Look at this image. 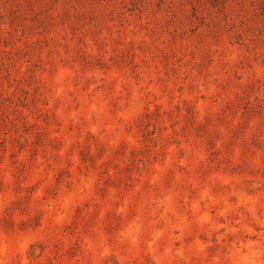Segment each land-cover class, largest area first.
I'll return each instance as SVG.
<instances>
[{
	"label": "rangeland",
	"instance_id": "obj_1",
	"mask_svg": "<svg viewBox=\"0 0 264 264\" xmlns=\"http://www.w3.org/2000/svg\"><path fill=\"white\" fill-rule=\"evenodd\" d=\"M0 264H264V0H0Z\"/></svg>",
	"mask_w": 264,
	"mask_h": 264
}]
</instances>
